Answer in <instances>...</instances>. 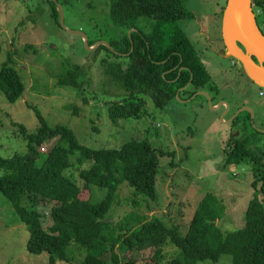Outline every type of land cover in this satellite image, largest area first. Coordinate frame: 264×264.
<instances>
[{
    "label": "rangeland",
    "instance_id": "1",
    "mask_svg": "<svg viewBox=\"0 0 264 264\" xmlns=\"http://www.w3.org/2000/svg\"><path fill=\"white\" fill-rule=\"evenodd\" d=\"M59 1L65 27L83 32L89 41H95L94 45L99 41L108 44L118 41L137 28L148 34L156 27L154 20L144 17L138 19L135 29L114 25L109 18L111 0ZM182 1L193 16L179 19L171 27L180 28L197 50L219 88L218 96L212 94L213 102L218 105L224 101L228 105L223 107L226 113L221 107L211 109L206 97L199 93L202 90L189 95L180 88L178 95L163 109L157 108L144 93L145 115L138 119H120L116 124L109 118V105L122 99L127 92L106 74L104 63L125 59H117L105 48L87 49L82 36L67 32L55 22L47 0H0V68L12 57V66L25 86L15 102L8 101L0 90V156L11 157L27 150L25 139L16 133L17 126L12 123L24 125L29 131L37 129L39 121L29 105L36 106L49 125L70 127L78 141L89 148H119L131 138H149L154 147L174 153L171 157H160L157 198L152 201L143 195L137 196L127 183H123L108 211L114 224L121 219L125 222L141 216L148 220L157 216L168 225H177L185 234L198 201L205 192H211L224 205V214L217 221L222 232L243 226L246 208L254 193L251 163L225 166L223 149L225 140L235 130L234 137H250L257 148L264 150V135L256 133L264 128V112L262 115L259 111L264 105V87L250 80L226 56L222 18L227 0ZM167 43L165 39L163 44ZM74 64L83 68L79 87L59 85L60 73ZM66 105H77V113ZM244 106L253 111L250 120L247 114L252 112L244 110ZM239 110L238 116L244 126L236 130L230 121ZM54 142H44L41 151H47ZM255 146L252 148L256 149ZM79 153L75 151L70 155L72 164L64 173L82 185L78 172L87 168L90 161L78 165ZM103 193L91 186L83 197L97 202ZM115 217L117 220H113ZM29 237L28 226L20 221L12 203L0 192V264H49L47 252H28ZM152 251L147 249L131 255L141 263L149 259ZM176 253L174 245L165 244L162 262L166 263ZM85 254L84 247L72 242L67 248V259L54 264H80ZM231 261L232 255L226 252L215 261L197 260L195 264H231Z\"/></svg>",
    "mask_w": 264,
    "mask_h": 264
},
{
    "label": "trees",
    "instance_id": "2",
    "mask_svg": "<svg viewBox=\"0 0 264 264\" xmlns=\"http://www.w3.org/2000/svg\"><path fill=\"white\" fill-rule=\"evenodd\" d=\"M47 1L52 6L51 16L59 25L57 4ZM252 1L261 6L260 0ZM192 16L182 0H111L109 18L114 25L135 29L142 17L154 20L156 25L151 33L145 34L137 28L130 36L125 34L111 42L113 50L102 44L96 48H105L117 59H125L104 63L106 74L127 92L109 105L113 123L143 117L144 93L160 109L188 83L182 91L189 95L198 90L210 95L218 93L217 85L187 35L180 28L171 27L177 20ZM165 39L167 44H163ZM94 43L88 40L90 46ZM1 49L0 42V52ZM13 63L12 57H8L0 68V90L10 102L19 99L25 89ZM82 71L81 66L74 64L60 73L57 83L77 88ZM211 97L213 102L214 96ZM29 106L39 121L37 129L29 131L24 125L12 123L17 126L16 133L25 139L27 150L11 157L0 156L3 171L0 192L12 203L20 221L28 226V252L45 251L49 264H54L66 260L68 246L76 242L86 249L80 264H195L197 260L215 261L226 252L232 255L231 264H264V150L257 148L250 137L231 136L223 149L225 166L251 163L254 193L248 202L243 226L222 232L217 221L224 214L223 202L211 192H205L186 233L182 234L177 225H168L157 216L149 220L143 216L133 221L121 219L115 224L113 216L108 217L123 183L137 196L155 201L160 157H171L173 152L154 147L149 138H131L119 148H89L78 141L70 127L49 125L36 106ZM66 107L75 113L78 111L77 105ZM247 116L250 120L249 113ZM236 120L240 121L239 116ZM51 140L54 144L47 151H41L42 144ZM75 151L80 152L76 158L78 165L90 161L87 168L78 172L82 185L64 173L71 166L69 157ZM170 163L173 165V160ZM91 186L104 192L97 202L83 197ZM167 243L174 245L177 253L163 263V247ZM147 249H153L152 255L141 263L131 255Z\"/></svg>",
    "mask_w": 264,
    "mask_h": 264
},
{
    "label": "water",
    "instance_id": "3",
    "mask_svg": "<svg viewBox=\"0 0 264 264\" xmlns=\"http://www.w3.org/2000/svg\"><path fill=\"white\" fill-rule=\"evenodd\" d=\"M52 1H54L58 7L59 25L69 33L82 36L87 49H96L102 44L113 50L110 44L103 41H99L95 45L90 46L88 44L87 36L83 32L67 29L64 24L62 5L57 0ZM130 34L128 35L130 36ZM222 37L226 56L237 59L249 78L258 85L264 87V35L258 28L252 0L226 1L222 18ZM252 56L257 59V62L252 59ZM188 85L189 83L180 90L187 88ZM199 93L206 97L211 109H218L221 104L228 106L224 101H222L221 104L214 105L210 93L205 90H202ZM243 108L244 110L246 109L252 112V114H250L252 118L254 115L252 109L248 106H244ZM239 112L240 110L232 115L230 122L234 120V117L238 116ZM224 115V113L221 115V119H223ZM113 220H117V217Z\"/></svg>",
    "mask_w": 264,
    "mask_h": 264
},
{
    "label": "flooded vegetation",
    "instance_id": "4",
    "mask_svg": "<svg viewBox=\"0 0 264 264\" xmlns=\"http://www.w3.org/2000/svg\"><path fill=\"white\" fill-rule=\"evenodd\" d=\"M261 1V6H258V5H256V3H254L253 2V8L255 9L254 10V12H255V17H256V21H257V25H258V28L260 29V31H261V33L264 35V0H260ZM229 58H231L233 61H232V63H233V65H235L237 68H239L240 70H243V67H242V65H241V63L237 60V59H235V58H233V57H229ZM252 59L255 61V62H257V59L254 57V56H252ZM245 71V70H244ZM246 73V72H245ZM247 74V73H246ZM248 76V75H247ZM248 78H249V76H248ZM250 79V78H249ZM250 80H252V79H250ZM253 81V80H252ZM254 82V81H253ZM255 83V82H254ZM257 84V83H256ZM258 85V84H257ZM258 86H260V85H258ZM262 93V92H261ZM218 94H219V88H218V93L217 94H215V96H218ZM214 105H217V103L216 104H214ZM220 107L221 108H223L224 106L221 104L220 105ZM219 107V108H220ZM224 109V108H223ZM234 110H236V109H234ZM224 111H225V109H224ZM259 111H262V115H263V112H264V105H261L260 107H259ZM264 116V115H263ZM258 118H260L261 119V116L260 115H258ZM237 119V117H234V120L232 121V122H230L231 123V126L233 127V128H235L236 130H239L242 126H244V123H242V121H237L236 120ZM262 120H264V119H262ZM237 124H239L238 126H237ZM236 125V126H235ZM264 127V126H263ZM235 130H232L231 131V136L232 137H234L233 136V132H234ZM257 132H259V133H261V134H263L264 135V128H262L261 130H256ZM230 136V137H231ZM230 137L229 138H227L226 140H225V142L227 143V141L230 139ZM235 138H237V137H235Z\"/></svg>",
    "mask_w": 264,
    "mask_h": 264
},
{
    "label": "crops",
    "instance_id": "5",
    "mask_svg": "<svg viewBox=\"0 0 264 264\" xmlns=\"http://www.w3.org/2000/svg\"><path fill=\"white\" fill-rule=\"evenodd\" d=\"M223 106H224V105H223ZM225 113H226V111H225ZM225 113H224V114H225Z\"/></svg>",
    "mask_w": 264,
    "mask_h": 264
}]
</instances>
